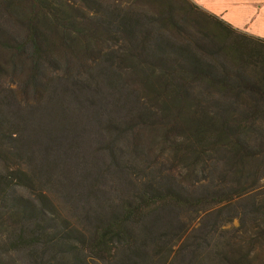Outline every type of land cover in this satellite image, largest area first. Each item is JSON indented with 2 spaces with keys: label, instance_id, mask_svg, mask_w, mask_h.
<instances>
[{
  "label": "trees",
  "instance_id": "1",
  "mask_svg": "<svg viewBox=\"0 0 264 264\" xmlns=\"http://www.w3.org/2000/svg\"><path fill=\"white\" fill-rule=\"evenodd\" d=\"M29 133L109 138L81 181L125 199L58 215ZM1 163L0 264H264V40L189 0H0Z\"/></svg>",
  "mask_w": 264,
  "mask_h": 264
},
{
  "label": "rangeland",
  "instance_id": "2",
  "mask_svg": "<svg viewBox=\"0 0 264 264\" xmlns=\"http://www.w3.org/2000/svg\"><path fill=\"white\" fill-rule=\"evenodd\" d=\"M101 1L104 4L113 3V0ZM127 1L133 2V0ZM141 6L146 9L151 7L146 4ZM45 138L41 136L39 139H34L31 133L25 134L21 143V155L25 158L22 157L20 162L27 172L35 174L36 188L46 193L58 215L82 229L85 223L78 216V208L82 204H89L94 211L99 212L100 209L117 206L125 199L124 196H119V194L117 196L118 191H120L119 188L122 186L121 182L107 185L110 196L101 193L102 188L100 187L91 189V195L87 198L86 195L90 188L85 187L81 181V175L90 177L93 173L92 170L97 172L108 171L105 167H107L109 161L105 160L101 149H103L105 143L109 142V138L101 137V139L92 135L93 139L86 140L85 135L80 137L77 135L73 137L65 136L56 144L52 141L48 142ZM31 139L35 141L32 145L30 144ZM117 148L123 149L124 154L121 158L124 160L123 163H126L127 170L130 173H140V170L147 166V153H143L137 158L133 151L127 150L125 139H120L111 148L119 158L120 152L117 151ZM152 153H155V151H152ZM3 165L1 163L0 167ZM40 169L43 172H40ZM114 177L117 178L118 176L114 175ZM180 223L195 224V213H182ZM232 225L236 226L237 223L234 221Z\"/></svg>",
  "mask_w": 264,
  "mask_h": 264
},
{
  "label": "crops",
  "instance_id": "3",
  "mask_svg": "<svg viewBox=\"0 0 264 264\" xmlns=\"http://www.w3.org/2000/svg\"><path fill=\"white\" fill-rule=\"evenodd\" d=\"M233 29L264 40V0H189Z\"/></svg>",
  "mask_w": 264,
  "mask_h": 264
}]
</instances>
